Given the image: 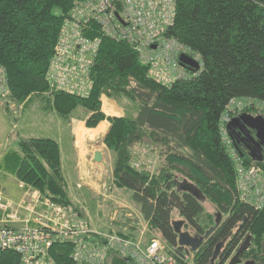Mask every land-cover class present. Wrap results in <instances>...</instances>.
Here are the masks:
<instances>
[{
    "label": "trees",
    "instance_id": "trees-1",
    "mask_svg": "<svg viewBox=\"0 0 264 264\" xmlns=\"http://www.w3.org/2000/svg\"><path fill=\"white\" fill-rule=\"evenodd\" d=\"M75 1L0 0V65L6 70L11 99L24 104L47 94L61 116L83 109L87 128L107 120L102 143L114 154L111 185L131 192L149 228L179 260L211 264L216 245L222 243L214 264H223L250 235L242 256L264 264V203L257 207L240 200L236 159L260 166L264 161L252 160L234 145L225 120L242 113H264V0H176L165 36L175 39L186 55L196 57L200 68L182 66L188 78L169 84L148 74L150 65L140 61L132 45L104 35L90 22L92 29L83 33L100 42L86 95L54 88L46 79ZM102 95L133 109L134 115H106ZM145 139L164 158L152 173L134 165V146ZM18 147V182L55 203L73 206L83 216L70 194L58 142L29 137L20 139ZM202 197L216 207L215 219L205 210ZM175 210L185 229L203 237L195 251L177 242L172 225ZM116 224V233L133 238L130 219ZM70 251L67 243L55 244L50 255L57 264H72ZM108 258L109 264H131L113 251ZM0 264H20V255L0 251Z\"/></svg>",
    "mask_w": 264,
    "mask_h": 264
},
{
    "label": "built area",
    "instance_id": "built-area-1",
    "mask_svg": "<svg viewBox=\"0 0 264 264\" xmlns=\"http://www.w3.org/2000/svg\"><path fill=\"white\" fill-rule=\"evenodd\" d=\"M175 2L75 1L64 20L55 54L46 72L49 85L87 94L91 87L89 69L100 42L98 38L84 35V30L92 29L90 22L95 23L104 35L132 45L140 61L150 65L148 74L151 77L163 84L187 79L188 74L179 62V56L187 51L175 39L165 36L166 29L173 23ZM130 83L135 85L133 81ZM0 100L8 109L13 130L22 104L11 99L6 70L2 65ZM225 120L229 121L227 117ZM236 161L240 200L261 207L264 203V166L243 164L240 159ZM134 165L140 166L139 162ZM19 187L24 189V194L18 201L7 199L0 192V251L17 252L20 264H57L50 250L53 245L63 243L71 248L69 258L72 264H109L108 253L111 251L132 264H192L186 257L180 261L147 225L141 227L136 239L99 230L90 226L73 206L59 205L23 183H19Z\"/></svg>",
    "mask_w": 264,
    "mask_h": 264
},
{
    "label": "rangeland",
    "instance_id": "rangeland-1",
    "mask_svg": "<svg viewBox=\"0 0 264 264\" xmlns=\"http://www.w3.org/2000/svg\"><path fill=\"white\" fill-rule=\"evenodd\" d=\"M45 104L46 101L44 98H35V104L28 105L22 118H19L20 121L19 119L17 120V126L12 130L10 122L8 127L9 134L6 135L5 132L0 133V192L4 196H9L10 194H19V192L21 191L18 188V182L15 176V159L16 157L18 159L21 157V153L18 147V141L20 139H18V136L16 134L17 131L18 135L21 137L54 135V121L57 119V117L55 116V114L49 112V110H44L43 108H40ZM242 104L243 102H238L239 106H241ZM233 107L231 106V109ZM258 109H260V107H258ZM237 110L241 111L242 108L237 106ZM261 110H263L262 107ZM258 115L264 116V113H259ZM61 129H64L63 126H61ZM89 144L91 145L92 149H96L98 151L102 149L105 152L104 158L100 161V163H102L101 167L99 169H95L92 173L95 176L93 177L91 183L95 185L96 188L94 189L98 188L101 193L104 194V199L108 200L98 198V195L94 192L92 188V191H90L92 193V196L84 194L82 185H80L79 188L75 189L70 187L69 190L74 202L78 205V207H80V211L82 212L84 218L88 220L87 222H89L90 226L99 230H109L115 232L116 228L111 224L108 219L110 217V214L117 210V215H115L116 219L118 218V216L121 215V213H129L131 216H135L139 214L138 208L136 205H134L133 201L131 200L130 191L125 190L123 188H113V186L110 185L112 170L111 168L114 159V154L102 145L103 143L101 137L97 138L93 142H90ZM80 146L82 147L83 144L81 143ZM141 150L142 152H140ZM160 152V149L156 148L148 140L145 139L143 143L136 144L134 146L133 157L137 162H139V167L141 169L142 167H144V169L150 170V172L152 173L164 161V158L161 157L159 154ZM175 174L176 177H178L180 180L183 179V175L180 172H175ZM95 177L97 180H95ZM87 197H90L92 201L89 202ZM110 197L111 199H109ZM101 198H103V196H101ZM201 203L204 205L206 211L213 214L215 219L217 215V209L214 204H212L208 199L204 197H202ZM59 205L61 204L59 203ZM181 219L182 218L179 217L178 212L175 210L173 212V220ZM182 230H187L190 235L194 236V232L190 228L185 229V227H183Z\"/></svg>",
    "mask_w": 264,
    "mask_h": 264
},
{
    "label": "crops",
    "instance_id": "crops-1",
    "mask_svg": "<svg viewBox=\"0 0 264 264\" xmlns=\"http://www.w3.org/2000/svg\"><path fill=\"white\" fill-rule=\"evenodd\" d=\"M37 97L44 98L46 101V104L44 106H41L40 108H43L44 110H49V112H51L52 114H55V116L57 117V119L54 121L55 122L54 123L55 130L53 132L54 135L53 136L21 137L18 135V131H17L16 134L18 136V139H25V138H29V137H49V138H53L54 140H56L59 144V147H60L61 166H62V170H63L64 176H65L68 188L72 187L75 189V188H79V186L82 185L84 194H86L88 196H92L91 195L92 193L90 191H92V189H93L94 192L98 195L97 196L98 198L103 199V200H108V199H104V194L101 193V191L98 188L94 189L96 187H95V185H93L91 183L93 177L95 176L94 174H92L93 171L95 169H99L101 167L102 163L96 162L93 160V154L98 150L92 149L91 145L89 143L93 142L97 138H100V137H101V139L103 138L104 134L108 130L109 122L107 120H103V121L99 122L95 127L87 128L85 126V118L87 115L83 109L78 108L75 111H73L69 116H66V117L61 116L54 110V108L52 106V101L47 94H43L41 96L31 97L26 102H24V104H22L21 113L19 116L20 119L24 115L26 107L30 104H32V105L35 104V98H37ZM101 109L106 115H109V116H122L128 112L131 113L132 115H134V113H135V111L133 112V109L129 110L128 108L119 104L116 100H114L112 98H108L105 95L101 96ZM77 110H81V111H77ZM20 119H19V121H20ZM62 120H63V122H62ZM10 122L11 121H10L9 112L6 110L4 104L0 100V130H1L0 133L5 132L6 135L9 134L8 133V127H9ZM102 125L105 127V131L100 137H97L94 140H85L83 142L82 147L80 145H78L77 136H76V129L77 128L83 127L85 129H94L95 130V129L99 128V126H102ZM61 126H63V128L65 130L64 129L62 130ZM102 145L105 146L104 144H102ZM99 151L102 153V159H103L105 152L102 149H100ZM140 152H142V150ZM17 163H18V158L16 157V159H15L16 167H17ZM95 180H97L96 177H95ZM17 182H18V180H17ZM104 185H105V182H104ZM18 188L21 190L19 192V194H13V195L10 194L9 196L6 195L5 198H8L12 201H18L24 194V189L19 187V182H18ZM113 188H115V186H113ZM101 196H103V198H101ZM72 199H73V197H72ZM87 199L89 202L92 201L90 199V197H87ZM109 199H111V197ZM134 205H136V204H134ZM137 208H138L139 214H137L135 216H131L129 213H121V215L118 216V218L116 219L115 215H117L116 214L117 210H115L114 212H112L113 215L110 212L111 214H110V217L108 218L109 221L111 222V224L116 229L119 228L118 225L116 224L117 221L122 220V219L123 220L130 219L131 225L134 226V230L132 231V233L134 234L133 239H136L138 237L139 230L141 229L142 226L147 225V227H149L147 221L143 218L138 206H137Z\"/></svg>",
    "mask_w": 264,
    "mask_h": 264
},
{
    "label": "water",
    "instance_id": "water-1",
    "mask_svg": "<svg viewBox=\"0 0 264 264\" xmlns=\"http://www.w3.org/2000/svg\"><path fill=\"white\" fill-rule=\"evenodd\" d=\"M179 62L184 67H193L195 69H199L200 65L197 60L193 57L188 56L186 54H181L179 56ZM237 126L239 131L250 140L253 141V148L250 152V157L252 160L261 162L264 161V156H262V150L264 149V116L262 115H252L249 113H242L236 117L231 118L227 124L226 129L230 131L231 128ZM248 130H253L254 135L249 134ZM93 160L96 162H100L102 160V153L100 151H96L93 154ZM175 185H178V182L175 181ZM184 221L183 220H173L172 225L176 233L178 234V244L180 246H186L190 248L191 251H195L198 246L201 244L203 237H195L190 235L187 230H182ZM251 241L250 235H247L245 239L240 243L235 253L230 257L226 264H236L240 262L239 256L249 247ZM222 243H218L215 247V251L213 257L211 258L210 263L214 264L216 260L220 247ZM244 264H263L260 262H255L253 260H248Z\"/></svg>",
    "mask_w": 264,
    "mask_h": 264
},
{
    "label": "flooded vegetation",
    "instance_id": "flooded-vegetation-1",
    "mask_svg": "<svg viewBox=\"0 0 264 264\" xmlns=\"http://www.w3.org/2000/svg\"><path fill=\"white\" fill-rule=\"evenodd\" d=\"M252 115L255 116V114H252ZM248 131H249V134L254 135L253 130H248ZM229 134H230L231 137H232V141H233L234 145L237 146V147H239V148L244 149V152L250 156V152H251V150H252V148H253V141L250 140V139L248 138V136L245 137V136L242 134V132L239 131V128H238L237 126L231 128ZM261 153H262V156H264V149L262 150ZM234 253H235V252H234ZM234 253H233V254H234ZM233 254H232V255H233ZM232 255H231V256H232ZM239 258H240V262H238V263H236V264H244L246 261H248V260H249V261L252 260V259L244 258V257L242 256V254L239 256ZM253 261H254V260H253ZM255 262H256V261H255Z\"/></svg>",
    "mask_w": 264,
    "mask_h": 264
},
{
    "label": "bare ground",
    "instance_id": "bare-ground-1",
    "mask_svg": "<svg viewBox=\"0 0 264 264\" xmlns=\"http://www.w3.org/2000/svg\"><path fill=\"white\" fill-rule=\"evenodd\" d=\"M104 131H105V127L103 125L99 126V128L95 130L79 127L76 129L77 143L81 145V143L83 144L85 140H94L97 137H100L104 133Z\"/></svg>",
    "mask_w": 264,
    "mask_h": 264
}]
</instances>
